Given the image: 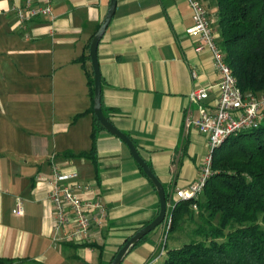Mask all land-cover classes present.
<instances>
[{
    "label": "crops",
    "instance_id": "obj_1",
    "mask_svg": "<svg viewBox=\"0 0 264 264\" xmlns=\"http://www.w3.org/2000/svg\"><path fill=\"white\" fill-rule=\"evenodd\" d=\"M26 1L0 0V262L109 264L159 209L155 190L117 137L101 131L93 158L73 157L91 151L92 115L81 114L92 101L80 60L109 0H53V20L39 16L20 27L15 9ZM40 4L32 0L33 7ZM191 25L185 0H116L97 46L102 111L134 143L167 203L198 178L208 152L207 137L186 125L199 115L188 95L205 88L201 104L212 107L219 91L210 53H197V39L186 34ZM51 164L76 172L74 181L92 190L75 194L98 199L107 211L91 229L89 247L52 244ZM17 198L23 216L12 213ZM161 235L155 229L121 264L162 262L156 259Z\"/></svg>",
    "mask_w": 264,
    "mask_h": 264
},
{
    "label": "trees",
    "instance_id": "obj_2",
    "mask_svg": "<svg viewBox=\"0 0 264 264\" xmlns=\"http://www.w3.org/2000/svg\"><path fill=\"white\" fill-rule=\"evenodd\" d=\"M199 1L212 18L240 91L263 94L264 0ZM88 61V55L80 60L92 104L81 115H92L91 151L73 156L78 158H93L97 135L105 131L93 114V73L84 65ZM212 171L199 198L178 201L170 211L172 237L195 216L200 224L191 231L194 239L177 245L172 238L170 246L166 241L162 264H264V124L228 137L212 154Z\"/></svg>",
    "mask_w": 264,
    "mask_h": 264
},
{
    "label": "built area",
    "instance_id": "obj_3",
    "mask_svg": "<svg viewBox=\"0 0 264 264\" xmlns=\"http://www.w3.org/2000/svg\"><path fill=\"white\" fill-rule=\"evenodd\" d=\"M190 8L192 25L186 34L197 39V53H210L214 66L220 75L217 102L212 107L201 104L208 96L205 88H196L188 95V101L198 105L199 115L195 119H186V125H192L207 137L208 152L199 169L198 178L184 189L174 192V201L167 203L166 216L161 224L162 235L159 239V251L156 259L165 254V244L171 227L170 211L178 201L199 198L207 179L212 175V154L228 137L244 131L258 129L264 124V93L258 96L243 93L237 86V80L224 59L223 51L218 45V35L212 28L209 13L199 0H185ZM53 0H41L39 6L33 7L32 0H27L23 8L17 7L15 14L20 27L28 21L44 16L53 20ZM51 176L48 180L50 190L48 199L52 208L53 235L52 244L72 241L77 244H90L93 227H100L107 217V211L98 199L82 200L75 194V189L90 191L89 184L76 182L78 174L62 173L55 164H51ZM196 209L195 205L192 207ZM15 216H23L22 201L16 199L12 210ZM155 259V260H156Z\"/></svg>",
    "mask_w": 264,
    "mask_h": 264
},
{
    "label": "water",
    "instance_id": "obj_4",
    "mask_svg": "<svg viewBox=\"0 0 264 264\" xmlns=\"http://www.w3.org/2000/svg\"><path fill=\"white\" fill-rule=\"evenodd\" d=\"M116 0H109V7L107 14L105 15L104 20L102 21L100 27L97 32L92 37L89 49L88 56L90 59V65L93 73V114L95 118L98 120L99 124L102 128L109 134L117 137L121 142H123L129 150V153L136 164L141 168L146 178L150 181L159 201V209L156 217L145 226L139 228L134 234H132L118 249L113 259L109 264H121L125 256L148 234L153 232L156 228H158L164 221L167 210V201L166 194L162 184L153 174L147 163L142 159L139 155L134 143L131 139L123 132L118 130L103 114L101 108V76L97 61V46L108 27L110 20L115 11Z\"/></svg>",
    "mask_w": 264,
    "mask_h": 264
},
{
    "label": "rangeland",
    "instance_id": "obj_5",
    "mask_svg": "<svg viewBox=\"0 0 264 264\" xmlns=\"http://www.w3.org/2000/svg\"><path fill=\"white\" fill-rule=\"evenodd\" d=\"M210 17V15H209ZM210 20H212V18L210 17L209 18ZM200 224V221L197 219V217L195 216L194 217V220L192 221H187L184 225V229L181 231V232H178L176 234V236L172 237V235H168L167 236V245L170 246L171 243H172V238H176V244H180V243H183V242H187L191 239H194V237L192 236L191 234V231L193 229H195L197 227V225ZM175 235V234H174ZM195 239H197L195 237ZM174 242V243H175ZM162 262L159 260L156 264H161Z\"/></svg>",
    "mask_w": 264,
    "mask_h": 264
}]
</instances>
